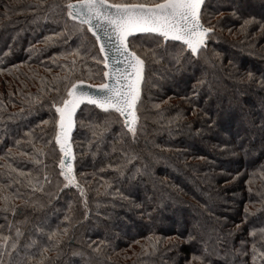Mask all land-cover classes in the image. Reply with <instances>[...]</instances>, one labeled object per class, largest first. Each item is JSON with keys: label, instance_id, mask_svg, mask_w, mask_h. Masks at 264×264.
<instances>
[{"label": "trees", "instance_id": "1", "mask_svg": "<svg viewBox=\"0 0 264 264\" xmlns=\"http://www.w3.org/2000/svg\"><path fill=\"white\" fill-rule=\"evenodd\" d=\"M68 2L0 0V264H264V0H206L195 55L131 38L135 133L83 106L66 187L54 107L103 81Z\"/></svg>", "mask_w": 264, "mask_h": 264}, {"label": "snow or ice", "instance_id": "2", "mask_svg": "<svg viewBox=\"0 0 264 264\" xmlns=\"http://www.w3.org/2000/svg\"><path fill=\"white\" fill-rule=\"evenodd\" d=\"M203 4L204 0H124L120 3H110L109 0H69L65 5L67 15L78 20L81 25H87L97 41L102 39L97 30L102 31L115 55L111 57V65L108 63L110 57L105 55L104 65L110 71L103 74L108 82L96 87L98 95L85 91V87L92 88L93 85H85L81 81L66 89L67 98L61 101V106L55 108L59 114L56 143L65 160L71 156L72 151L68 141L74 114L85 102L105 112L112 110L124 116L129 131L135 133L138 119L136 106L141 95L144 60L130 48L129 38L137 34H148L164 42H180L195 55L206 45L209 33L213 30L205 27L201 21ZM160 40H157L158 44ZM100 51L107 53L104 44H101ZM61 168L65 169L61 173L67 181L65 186L74 184L72 164L68 162L65 168V161H62ZM4 240L6 243L7 238Z\"/></svg>", "mask_w": 264, "mask_h": 264}, {"label": "water", "instance_id": "3", "mask_svg": "<svg viewBox=\"0 0 264 264\" xmlns=\"http://www.w3.org/2000/svg\"><path fill=\"white\" fill-rule=\"evenodd\" d=\"M205 1H206V0H204V3H205ZM73 2H76V1H73ZM110 3H111V2H110ZM203 5H204V4H203ZM202 8H203V6H202ZM201 11H202V9H201ZM72 20H73V19H72ZM74 21L79 23L78 20H74ZM85 26H86V28H87V30H88V26H87V25H85ZM205 27H206V26H205ZM97 31L99 32V34H100L101 37H102V39H101L100 41H97L96 37L93 36L92 32H90V31L88 30V32H89V33L92 35V37L95 39V41H96V45H97L98 50H99V53H100L101 58H102V60H103L102 67H103V74H104V72H106V71H110V68H105V65H104L105 55L107 54V55L110 57V59L108 60V63L111 65V63H112L111 57H113V56L115 55V53H114V51L111 50V48H110V42H109V40L107 39V37H104L103 32L100 31V30H97ZM139 35H147V34H137V35H135V36L130 37L129 40H130L131 38L136 37V36H139ZM206 41H207V40H206ZM163 42H164V41H163ZM168 42H173V41H168ZM164 43H166V42H164ZM177 43H180V42H177ZM101 44H104V45H105V47H106V49H107V53H105V52H101V51H100V46H101ZM180 44H181V43H180ZM129 46H130V45H129ZM186 49H187V48H186ZM187 50H188V49H187ZM188 51H190V50H188ZM190 52H191V51H190ZM143 79H144V70H143ZM81 81H82V80L75 81L73 84L79 83V82H81ZM83 82H84L85 85H89V84L93 85L92 88H87V87H85V88H84L85 91H88V92L92 93L93 95H98V93L96 92V87H97L99 84H101V83H105V82H108V81H107V78H105L104 75H103V81H102L101 83L93 84V83H90V82H85V81H83ZM142 83H143V80H142ZM142 83H141V86H142ZM66 98H67V93H66ZM85 105L96 107L95 105H90V104H87V103L85 102V103L81 104L79 108H77V110H76V112H75V114H74V117H73V127H72V131H71V133H70L69 141H68V142L70 143V145H71V150H72V151H71V156H70L67 160H65L64 154L61 152V150H60V146L56 143V137H57V135H58V133H59V127H58L59 114L55 111L56 116H57V120H56V134H55V136H54V143H55V145H56L58 151L61 153L60 160H59V163H58V169L60 170L61 173L65 170V169L61 168V162H62V161H65V168H66L68 162H70V163L72 164V167H73L74 156H75V155H74V147H73L72 139H73V134H74V132H75V130H76V116H77V114L79 113L80 109H81L83 106H85ZM57 106H61V104H60V105H57ZM57 106H55L54 109H55ZM96 108H97L98 110L104 111V110H102V109H100V108H98V107H96ZM104 112H105V111H104ZM136 115H137V113H136ZM121 117L123 118L124 126L128 129V127H127L126 124H125V117H124V116H121ZM128 130H129V129H128ZM73 170H74V167H73ZM73 175H74V171H73ZM61 176L64 178V176H63L62 174H61ZM74 177H75V175H74ZM64 179H65V178H64ZM75 185H76V182H75L74 184H72V185H69V186H75Z\"/></svg>", "mask_w": 264, "mask_h": 264}, {"label": "rangeland", "instance_id": "4", "mask_svg": "<svg viewBox=\"0 0 264 264\" xmlns=\"http://www.w3.org/2000/svg\"><path fill=\"white\" fill-rule=\"evenodd\" d=\"M75 1H76V0H75ZM101 61H102V63H103V60H101ZM101 80H103V78H102ZM101 80H100V81H101ZM231 120H236V118H231ZM226 127H227V126H222V128H224V129H225ZM239 127H240L239 129H241V130H243L244 128H246L244 125H243V126L240 125Z\"/></svg>", "mask_w": 264, "mask_h": 264}]
</instances>
